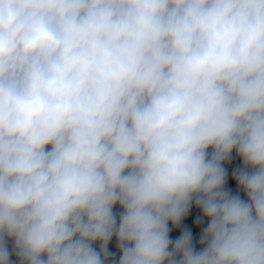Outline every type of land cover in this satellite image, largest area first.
Listing matches in <instances>:
<instances>
[{
    "label": "clouds",
    "instance_id": "clouds-1",
    "mask_svg": "<svg viewBox=\"0 0 264 264\" xmlns=\"http://www.w3.org/2000/svg\"><path fill=\"white\" fill-rule=\"evenodd\" d=\"M0 264H264V0H0Z\"/></svg>",
    "mask_w": 264,
    "mask_h": 264
},
{
    "label": "crops",
    "instance_id": "crops-1",
    "mask_svg": "<svg viewBox=\"0 0 264 264\" xmlns=\"http://www.w3.org/2000/svg\"><path fill=\"white\" fill-rule=\"evenodd\" d=\"M241 165V161L239 158L235 156V153H233V159L231 163L225 164V167L228 171V182L226 184V187L229 188L234 194L239 191L233 178H232V171L239 167ZM241 198H244L243 192H240ZM115 211H119V208L117 207ZM197 218H201L202 222L200 224L196 223ZM207 219L202 217V213L199 209H197L194 205L191 208L189 215L184 218V220L181 222L180 226L173 227L171 224L169 225L171 231H170V238L172 240L177 239L182 231L187 228L192 232L193 235V243L196 246L197 250H200L201 246L199 244V237L203 229L207 226ZM98 247V245H97ZM109 250L110 252H113L116 254V257H119V252L116 248V241L115 238L110 242L109 244Z\"/></svg>",
    "mask_w": 264,
    "mask_h": 264
},
{
    "label": "built area",
    "instance_id": "built-area-1",
    "mask_svg": "<svg viewBox=\"0 0 264 264\" xmlns=\"http://www.w3.org/2000/svg\"><path fill=\"white\" fill-rule=\"evenodd\" d=\"M9 247H11V244L9 245ZM13 260H15V258L13 257Z\"/></svg>",
    "mask_w": 264,
    "mask_h": 264
},
{
    "label": "trees",
    "instance_id": "trees-1",
    "mask_svg": "<svg viewBox=\"0 0 264 264\" xmlns=\"http://www.w3.org/2000/svg\"><path fill=\"white\" fill-rule=\"evenodd\" d=\"M118 259V258H117Z\"/></svg>",
    "mask_w": 264,
    "mask_h": 264
}]
</instances>
